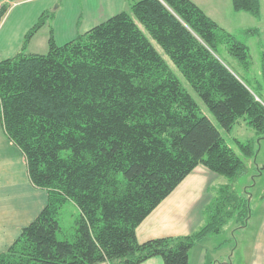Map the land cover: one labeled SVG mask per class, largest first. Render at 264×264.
I'll return each instance as SVG.
<instances>
[{
  "label": "trees",
  "instance_id": "trees-1",
  "mask_svg": "<svg viewBox=\"0 0 264 264\" xmlns=\"http://www.w3.org/2000/svg\"><path fill=\"white\" fill-rule=\"evenodd\" d=\"M232 4L235 12L261 15V0ZM48 18L40 17L20 52L0 61L6 135L25 155L31 183L49 193L0 264H142L154 257L189 264L205 237L233 220L244 227L252 208L234 183L249 174L253 145L238 142V155L227 144L139 25L225 131L245 118L263 139L261 86L225 58L250 68L248 46L191 0H141L63 46L51 35L47 55L29 54ZM261 73L264 80V52ZM200 165L228 181L216 190L206 225L139 243L140 224ZM68 202L80 210L76 234L59 240Z\"/></svg>",
  "mask_w": 264,
  "mask_h": 264
},
{
  "label": "crops",
  "instance_id": "crops-1",
  "mask_svg": "<svg viewBox=\"0 0 264 264\" xmlns=\"http://www.w3.org/2000/svg\"><path fill=\"white\" fill-rule=\"evenodd\" d=\"M139 1L0 0V3L10 6L0 24V61L19 52L23 35L45 13L51 18L30 41L29 54L47 55L51 35L58 46H63L108 19L129 12L132 4ZM191 1L222 25L220 20L224 18L220 13V0ZM227 182L225 177L207 167L198 166L140 224L136 231L138 242L144 244L157 239L185 237L202 229L207 223V209L216 197V190ZM263 188L256 201L255 195H250L247 190L239 192L251 198L252 213L244 227L236 220L230 224L234 237L236 231L241 232L237 245L234 247L230 240L218 241L215 235H208L191 250L189 264H264ZM48 201V191L36 188L29 179L25 155L7 137L0 106V254L6 252L21 236L23 229L39 217ZM142 264H164V261L161 257H154Z\"/></svg>",
  "mask_w": 264,
  "mask_h": 264
},
{
  "label": "rangeland",
  "instance_id": "rangeland-1",
  "mask_svg": "<svg viewBox=\"0 0 264 264\" xmlns=\"http://www.w3.org/2000/svg\"><path fill=\"white\" fill-rule=\"evenodd\" d=\"M2 4V12L6 7L9 10L10 6H7L5 3ZM221 4L222 9H221ZM220 13L224 18L220 20L221 27L224 28L229 33L236 36L240 41L245 43L248 46L250 54V68L246 69L236 58L225 55L226 61L233 67V69L240 74L243 78H246L248 83L253 87L261 86L262 94H264V80L261 73V56L264 52V0H261V15L259 17H254L248 13H238L235 12L232 4V0H220ZM7 10V11H8ZM7 13V12H6ZM5 16V14H4ZM4 16H0V24L3 21ZM143 33L148 37L151 43L155 46L157 51L161 56L166 60L167 64L171 67L174 73L183 83L184 87L191 94L193 99L200 105L203 115L207 116L213 124L220 130L225 138L227 144L234 149L238 155L241 154L238 142L243 144H252L254 147L255 157L249 163V174L241 177L236 183H234L235 188L238 192L244 193L246 190L250 195L254 194L256 201L258 199L259 193L262 192L264 187V138L261 139L257 136L255 130H253L245 118L241 119L233 128L231 132L225 131L214 115L207 109L202 100L199 98L197 93L191 88V86L186 82L181 73L173 65L169 57L166 55L164 50L151 38L149 33L144 29L143 26L139 25ZM247 30H256V35L245 36L244 31ZM29 32V31H28ZM27 32V33H28ZM23 35V42L19 52L24 46L26 40V35ZM33 39V38H32ZM16 41V39H14ZM31 41V40H30ZM30 43V42H29ZM29 45V44H28ZM27 45V48H28ZM28 50V49H27ZM28 52V51H27ZM261 168V171L259 168ZM263 172V173H262ZM262 173V177L260 174ZM264 189V188H263ZM251 198L249 197V200ZM251 201V200H250ZM80 217V210L77 206L68 202L64 205L60 212L59 221L61 226V232L58 234L59 240H73L76 229H77V220ZM231 222L226 226L224 232L220 235H215V239L218 241L230 240V244L234 247L237 245V239H241V232L236 231L235 237L232 234L230 227ZM229 243V242H227ZM229 244H227L228 246ZM233 250L230 253L232 256ZM230 259L232 260V257Z\"/></svg>",
  "mask_w": 264,
  "mask_h": 264
},
{
  "label": "built area",
  "instance_id": "built-area-1",
  "mask_svg": "<svg viewBox=\"0 0 264 264\" xmlns=\"http://www.w3.org/2000/svg\"><path fill=\"white\" fill-rule=\"evenodd\" d=\"M2 14V4H0V16Z\"/></svg>",
  "mask_w": 264,
  "mask_h": 264
}]
</instances>
